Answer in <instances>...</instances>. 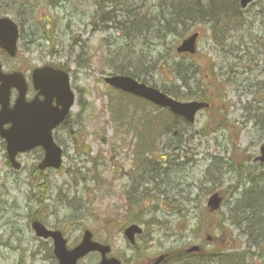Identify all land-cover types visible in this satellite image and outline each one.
Returning a JSON list of instances; mask_svg holds the SVG:
<instances>
[{
    "label": "rangeland",
    "instance_id": "rangeland-1",
    "mask_svg": "<svg viewBox=\"0 0 264 264\" xmlns=\"http://www.w3.org/2000/svg\"><path fill=\"white\" fill-rule=\"evenodd\" d=\"M111 1L113 10L127 0H0V13L2 6L8 8L22 26L24 42L16 62L23 60L29 73L49 64L71 68L77 94L70 119L54 133L64 149L61 169H37L41 148L21 153V167L15 169L0 138V264H57L52 241L32 230L34 216L60 229L69 247L79 243L85 229L92 230L94 239L110 244V255L123 264H148L159 254L179 255L192 245L207 254L246 247L243 229L233 226L234 208L247 202L246 188L264 191V165L254 160L264 143V0L246 9L234 0L235 12L223 0L215 16L222 23L214 19L220 32L213 33L205 22L191 23L181 27L185 34L178 27L175 34L158 39L151 27L135 41L124 38L114 25L104 28L100 16ZM158 3L128 0V7H133L134 17L150 18ZM194 30L201 32L197 53L178 55L181 38ZM137 56L153 67L150 75H142L160 89L179 90L181 82L172 71L175 63H185L190 74H197L179 94H208L213 104L196 116L194 125L172 122L170 132L155 138L150 152L154 165L141 169L133 161L136 138L128 124L110 122L108 99H122L134 112L167 113L123 98L104 81L119 69L135 70ZM137 72L147 73L143 68ZM119 132L126 133V141ZM217 191L225 196L223 207L210 214L205 205ZM130 202L145 231L134 248L122 230L136 221L128 216ZM261 204L264 213V197ZM262 217L257 213V219ZM250 252L264 264V256L256 258L257 249ZM100 258L91 253L78 264H97Z\"/></svg>",
    "mask_w": 264,
    "mask_h": 264
},
{
    "label": "water",
    "instance_id": "water-1",
    "mask_svg": "<svg viewBox=\"0 0 264 264\" xmlns=\"http://www.w3.org/2000/svg\"><path fill=\"white\" fill-rule=\"evenodd\" d=\"M252 0H241V4L246 7ZM3 25H0V38L3 43L9 42L11 46H14L17 39V26L10 19L5 18L0 21ZM198 34L192 35L189 39L184 40V43L178 48V52H191L195 49L196 38ZM3 85L0 87V101L3 105V111L0 112V126L4 123L11 122L12 128L8 131H3L0 127V132L3 137L8 140L7 148L10 159L18 168L14 157L20 151H28L36 146L44 147L46 150L45 160L41 165L43 167H59L61 164V149L56 146L51 131L54 127L65 119L67 112L73 105L74 95L69 88V79L66 73L62 71H56L52 68L38 69L34 74L35 88H40V93L46 97L43 101L38 103L33 101L26 104L22 100H19L18 106L15 111L9 109L8 96L9 90L13 86H18L12 81V78L5 77L0 79ZM107 81L113 86H118L126 91L133 92L137 95H142L145 98L151 99L161 106H167L172 111L185 116L190 121H194L195 113L206 107L205 104L195 102H189L181 104L174 99L167 97L163 93H159L157 90L148 88L144 84H138L131 77L108 78ZM23 89L21 90V92ZM24 92H22L23 94ZM54 96L58 97V104L62 106L52 107L51 100ZM22 102V103H21ZM262 149V156L258 159L264 162V145ZM222 198L219 195L214 196L209 201V206L212 209H218ZM34 228L38 236L49 238L54 240L56 257L59 258V264H77V261L84 257L91 251H98L103 255L100 264H120V261L113 257L108 258L107 253L111 248L108 245L99 244L92 240L93 234L91 231H85L83 240L79 243V246L69 250L66 246V240L60 231H50L39 222H34ZM126 235L133 243L135 234L141 233V229L137 226H131L125 230ZM192 248L191 250H196Z\"/></svg>",
    "mask_w": 264,
    "mask_h": 264
},
{
    "label": "trees",
    "instance_id": "trees-1",
    "mask_svg": "<svg viewBox=\"0 0 264 264\" xmlns=\"http://www.w3.org/2000/svg\"><path fill=\"white\" fill-rule=\"evenodd\" d=\"M168 1V0H167ZM171 4H176V8L177 10L173 9L172 12H169L168 9H166V7H164L163 5H161L160 3H158V8L162 10V12L160 13V16H158V18L156 17L155 19L158 20L159 23H164V25H162L163 28H159V30H175L177 31V28H184V24L182 22L181 19H183L184 17H188L186 19L187 22H191L192 23H203V22H209L212 23L214 22V19L216 18L215 16L217 14H219L220 12H218V10L220 11L222 9V5H223V0H170ZM227 6H229V8H233V10H235V1L234 0H228ZM180 9H183L187 12H184L182 15H179V12H175V11H179ZM189 12V13H188ZM111 15L110 12H108L107 14H104V16H109ZM127 16L126 22H134L131 21L132 20V16ZM108 19H110V17H108ZM111 19H113L111 17ZM218 24L222 23V19L221 18H216ZM114 22L118 23L117 21L114 20ZM217 22H214L212 25V29L214 31V33H216V31H220L219 28L217 27ZM123 27H127L125 23H119V28L121 30H123ZM165 32V31H164ZM184 67L183 66H177L176 67V72L179 75L180 79H183L184 77ZM135 74V73H134ZM137 75V74H135ZM176 96V95H175ZM127 110L122 109V112H126ZM117 117V115H115V118ZM248 218H245L242 221L247 220ZM240 222V221H239ZM249 230L251 231V233H253V227L252 225H249ZM264 228H261V231H263ZM248 230L246 229V232ZM259 237V235H258ZM245 254L242 253H235V254H229V253H221L219 255V259H218V264H249L248 260L244 259ZM212 260V256H208V258H204L203 255L202 256H198L197 259L193 260L190 264H212L211 262ZM180 264H186L185 262L181 261Z\"/></svg>",
    "mask_w": 264,
    "mask_h": 264
},
{
    "label": "bare ground",
    "instance_id": "bare-ground-1",
    "mask_svg": "<svg viewBox=\"0 0 264 264\" xmlns=\"http://www.w3.org/2000/svg\"><path fill=\"white\" fill-rule=\"evenodd\" d=\"M158 2L161 4V5H163L164 7H166V9H168V11L169 12H172V10L173 9H175V10H177V8H176V4L174 3V4H171L170 3V0H158ZM118 6V5H117ZM119 6L120 7H116L115 8V11H116V13L117 12H119L118 10H121L122 11V14L121 15H128V16H132V18L136 21V20H142V21H147L148 19H151V18H155V17H158V16H160V13L162 12V10L161 9H159V8H157V7H155V9H156V11H155V14L153 15V16H151L150 18H149V15L147 14L146 16H144V17H140L139 15L138 16H136V17H134L133 15H132V13H133V9H131V8H133V7H128V5H126L125 3H119ZM3 7V6H2ZM130 8V9H128V8ZM3 8H5L7 11H8V8H6V7H3ZM16 8V4H13L11 7H10V10L11 11H13V9H15ZM175 12H179V15L178 16H180V15H182L184 12H187V11H185V10H183V9H180L179 11H175ZM189 13V12H188ZM186 18H188V17H184L183 19H181L182 20V22H183V24H184V27L186 26H190L191 25V23H192V21L191 22H187V20L189 19H186ZM190 20V19H189ZM137 29L138 30H140V31H143L144 29H145V26H139V27H137ZM175 30H172V33L173 34H175ZM154 35L155 36H159L160 35V31L158 32V31H154ZM48 40H49V38H48ZM229 55V54H228ZM228 57V56H227ZM224 58H225V56H224ZM144 66H143V69H144V71L145 72H147V73H149L150 71L152 72L153 71V67L149 64V65H147V64H143ZM139 69V67H137V66H135V70L137 71ZM147 70H149V71H147ZM148 87L149 88H152V89H155L156 88V85H154V84H148ZM58 144V143H57ZM59 145V144H58ZM236 146V145H235ZM236 148H237V146H236ZM259 235V237H264V230L261 232V233H259L258 234ZM250 238H252L253 239V237H250ZM191 247V246H190ZM189 249V248H188ZM178 256H180V254L179 255H176V257H178ZM176 261L177 262H180L181 261V259H176Z\"/></svg>",
    "mask_w": 264,
    "mask_h": 264
},
{
    "label": "flooded vegetation",
    "instance_id": "flooded-vegetation-1",
    "mask_svg": "<svg viewBox=\"0 0 264 264\" xmlns=\"http://www.w3.org/2000/svg\"><path fill=\"white\" fill-rule=\"evenodd\" d=\"M13 99H15L16 97L15 96H17V93H16V91L15 90H13ZM32 96V92H31V89H30V86H29V89H28V97L30 98Z\"/></svg>",
    "mask_w": 264,
    "mask_h": 264
}]
</instances>
